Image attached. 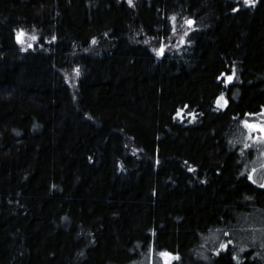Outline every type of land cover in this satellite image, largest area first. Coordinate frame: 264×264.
Returning <instances> with one entry per match:
<instances>
[{
  "label": "trees",
  "instance_id": "trees-1",
  "mask_svg": "<svg viewBox=\"0 0 264 264\" xmlns=\"http://www.w3.org/2000/svg\"><path fill=\"white\" fill-rule=\"evenodd\" d=\"M263 111L264 0H0V264H264Z\"/></svg>",
  "mask_w": 264,
  "mask_h": 264
},
{
  "label": "rangeland",
  "instance_id": "rangeland-1",
  "mask_svg": "<svg viewBox=\"0 0 264 264\" xmlns=\"http://www.w3.org/2000/svg\"><path fill=\"white\" fill-rule=\"evenodd\" d=\"M249 4L253 2V0H248ZM188 21L191 20H183L180 24H174L173 34L171 38L162 40L158 44H153L151 40H147L148 45L151 47V49L158 55L162 56L166 52H172L177 51L180 48H182L186 43L188 36L190 32L194 28V22L191 21V25L188 23ZM23 32V35L19 37L20 41L19 44L24 49H33L36 44V39H33L35 37L33 34H29L25 31ZM21 32H18L21 33ZM18 37V35H17ZM18 39V38H17ZM162 50V54H161ZM76 69L71 73H69V80H73ZM227 82L232 81V77H226ZM226 100L225 97L217 100V105L219 108H225L226 107ZM247 133H248V139L251 140L253 143L257 144L260 147V164L256 168V171L253 172L251 175L252 179H255L256 176L259 175V180L264 183V111L260 113L257 117V120H252L249 122H245ZM169 254V253H168ZM170 260H168V264H173L175 257L172 254H169ZM152 264H166V258L163 257L161 254L156 257V259L152 260Z\"/></svg>",
  "mask_w": 264,
  "mask_h": 264
},
{
  "label": "snow or ice",
  "instance_id": "snow-or-ice-1",
  "mask_svg": "<svg viewBox=\"0 0 264 264\" xmlns=\"http://www.w3.org/2000/svg\"><path fill=\"white\" fill-rule=\"evenodd\" d=\"M245 3H248V0H245ZM188 23L191 25L192 22L188 21ZM22 35H23V32L18 34V42H22L19 39V37L22 36ZM33 39H36V37H33ZM93 43H95V41H93ZM161 54H162V50H161ZM177 115L179 116L180 113L178 112ZM224 247H227V246L225 245ZM161 255L166 258V264H168V260H170L169 254L168 253H162Z\"/></svg>",
  "mask_w": 264,
  "mask_h": 264
}]
</instances>
